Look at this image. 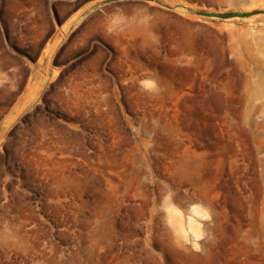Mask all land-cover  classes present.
<instances>
[{
	"label": "rangeland",
	"instance_id": "obj_1",
	"mask_svg": "<svg viewBox=\"0 0 264 264\" xmlns=\"http://www.w3.org/2000/svg\"><path fill=\"white\" fill-rule=\"evenodd\" d=\"M163 262L264 264V0H0V264Z\"/></svg>",
	"mask_w": 264,
	"mask_h": 264
},
{
	"label": "bare ground",
	"instance_id": "obj_2",
	"mask_svg": "<svg viewBox=\"0 0 264 264\" xmlns=\"http://www.w3.org/2000/svg\"><path fill=\"white\" fill-rule=\"evenodd\" d=\"M252 20H253V19H252ZM190 202H191V199H188V200L186 201V205H189ZM195 211H196V210H195ZM163 264H166V262H163Z\"/></svg>",
	"mask_w": 264,
	"mask_h": 264
}]
</instances>
